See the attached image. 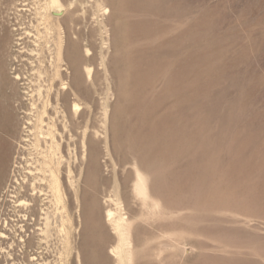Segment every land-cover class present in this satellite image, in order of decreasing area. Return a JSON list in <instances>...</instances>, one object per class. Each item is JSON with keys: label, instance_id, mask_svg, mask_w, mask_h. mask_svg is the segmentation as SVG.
<instances>
[{"label": "rangeland", "instance_id": "1", "mask_svg": "<svg viewBox=\"0 0 264 264\" xmlns=\"http://www.w3.org/2000/svg\"><path fill=\"white\" fill-rule=\"evenodd\" d=\"M52 1L0 0V264H120L109 196L130 216L124 264H264V0ZM41 118L78 180L32 217L19 201L49 154Z\"/></svg>", "mask_w": 264, "mask_h": 264}, {"label": "bare ground", "instance_id": "2", "mask_svg": "<svg viewBox=\"0 0 264 264\" xmlns=\"http://www.w3.org/2000/svg\"><path fill=\"white\" fill-rule=\"evenodd\" d=\"M52 3V4H51ZM49 4V8L50 11H53V12H56V8L59 9V6H60V0H53ZM45 8V9H46ZM63 12V11H62ZM57 13V12H56ZM59 13V12H58ZM46 15V14H45ZM46 17V16H45ZM48 26V25H47ZM20 27V26H19ZM18 27V28H19ZM13 29V28H12ZM49 29V28H48ZM53 29V28H52ZM15 31V30H14ZM19 31V30H17ZM13 32V31H12ZM19 33V32H18ZM46 33V32H45ZM16 34V33H14ZM13 34V35H14ZM20 34V33H19ZM48 34V33H47ZM20 36V35H19ZM18 36V37H19ZM48 36V35H47ZM10 37V36H9ZM16 37V35H15ZM41 37V36H39ZM51 37V36H50ZM5 36L3 38V41L5 40ZM17 39V38H16ZM52 42V41H51ZM61 42V41H60ZM14 43V42H13ZM15 43L17 44V41H15ZM64 43V42H63ZM57 44V43H56ZM47 45V44H46ZM52 45V44H51ZM50 47V45H49ZM18 48V47H17ZM52 49V48H51ZM61 49V48H60ZM63 49V48H62ZM59 50V49H58ZM57 50V51H58ZM34 51V50H33ZM52 51V50H51ZM54 51V50H53ZM87 52H91L90 49L88 48L86 50ZM55 52V51H54ZM62 52V51H61ZM58 53V52H57ZM61 56V55H59ZM64 56V55H63ZM56 57V56H55ZM60 59V58H59ZM62 59V58H61ZM56 60V59H55ZM54 60V61H55ZM57 61V60H56ZM64 61V60H63ZM62 61V62H63ZM61 62V61H60ZM61 62V63H62ZM55 63V62H54ZM59 64V63H58ZM62 65V64H61ZM59 66V65H58ZM57 68V67H56ZM60 70V69H59ZM85 73H86V76L88 78H91L92 77V74H93V67L92 66H87L85 67ZM39 72V71H38ZM57 72V71H56ZM59 72V71H58ZM62 72V71H61ZM60 74V73H58ZM62 75V74H61ZM57 76V75H55ZM59 77V76H58ZM63 77V76H62ZM14 78H15V81L13 82V85L15 86L16 84V80L19 78V75L17 73H15L14 75ZM62 80V79H61ZM13 81V80H12ZM33 82V81H32ZM54 82V81H53ZM36 83V81H35ZM45 83V81H44ZM4 82L2 81V78L0 76V119H6L9 123L12 122V119H13V114L10 112V110L8 111L9 108H6L4 107V101H9L8 100V96L5 94L3 88H4ZM6 84V83H5ZM35 85V84H34ZM52 85V84H51ZM62 85V84H61ZM50 85H48L49 87ZM31 87V86H30ZM65 87V86H64ZM37 88V86H36ZM50 88V87H49ZM52 88V86H51ZM60 88V87H59ZM62 88V87H61ZM60 88V89H61ZM27 89V88H26ZM30 89V88H29ZM59 89V90H60ZM70 89V88H69ZM24 90V88H23ZM48 90V89H47ZM51 90V89H50ZM54 90V89H53ZM64 90V89H63ZM28 91V90H27ZM32 92V91H31ZM48 92V91H47ZM64 93V92H63ZM62 93V94H63ZM22 94V93H21ZM30 94V93H29ZM60 93H58L59 95ZM45 95H46V92H45ZM76 95V94H75ZM39 96V95H38ZM51 96V95H50ZM28 97V96H27ZM32 97V95H31ZM48 97V96H47ZM20 98V97H19ZM61 98V96L59 97ZM31 99V98H30ZM51 99V98H49ZM44 100V99H43ZM58 100V99H57ZM56 100V101H57ZM61 101V100H60ZM48 102V98L46 100V103ZM51 101H49L50 103ZM55 102V101H54ZM37 103V102H36ZM63 103V102H62ZM48 104V103H47ZM57 104V103H56ZM61 104V103H60ZM39 105V104H38ZM44 105V103L42 104ZM49 105V104H48ZM64 105V104H62ZM47 107V106H46ZM57 107V105H56ZM38 108V107H37ZM49 108V107H48ZM55 108V107H54ZM64 108V107H63ZM18 109V108H17ZM39 109V108H38ZM52 109V108H51ZM44 110V109H43ZM55 110V109H54ZM21 111V110H18V112ZM38 111V110H36ZM41 111V110H39ZM65 111V110H64ZM81 111V104L80 103H74L73 106H72V112L74 114H77ZM55 112V111H54ZM20 113V112H19ZM24 113V112H23ZM22 113V114H23ZM41 113V112H40ZM39 113V114H40ZM56 113V112H55ZM58 113V112H57ZM65 113V112H64ZM31 114V113H30ZM44 114V113H43ZM26 115V114H25ZM24 115V116H25ZM34 115V114H33ZM46 115V114H45ZM63 115V114H62ZM17 115H15L14 117L16 118ZM39 116H37L38 118ZM42 117V116H41ZM45 117V116H44ZM48 117V116H47ZM56 117V116H55ZM65 117V116H64ZM76 117V115H75ZM26 118V117H25ZM22 119V118H21ZM55 119V118H54ZM54 119H53V122H54ZM57 120H59L60 118H56ZM62 119V118H61ZM66 119V117H65ZM68 119V118H67ZM32 120V118H31ZM63 120V119H62ZM61 120V121H62ZM49 121V120H48ZM65 121V120H64ZM67 121V120H66ZM65 121V123H66ZM36 122V121H35ZM45 121L41 118L40 120V124H39V129H38V132H37V140L38 142L34 143V147L36 149H38L39 147H41L40 145L41 144H38L39 142L43 141L45 142V144L48 146L47 150L45 151V153H49V154H46L45 155V159H43L44 157H42L43 161L41 162H38V165L36 166V170H37V173L35 175V178H33V181L31 182V186H30V191H31V194H30V198H23L19 201V204L22 208H25L27 210V212L30 213V215L33 217L34 216V213H33V209L35 207V205L38 203V201L40 200H50L52 201L53 204H55L56 206H59V205H62L63 208H66L67 207V203L65 201V195H66V190L70 191V190H76L77 189V180H78V173L75 172V170L72 168V165L70 164V162H72L71 160L69 161L62 153L60 150L61 149V146L59 144V142L55 141V139L53 138L52 139V135H50V132L49 131H53L55 130L56 128L53 129L52 125H50L53 129V130H50L47 131L43 128V123ZM63 122V121H62ZM69 122V121H68ZM50 123V122H49ZM55 123V122H54ZM64 122L62 123L65 124ZM24 124V123H23ZM38 124V122H37ZM70 124V123H69ZM68 124V125H69ZM56 125V124H55ZM67 125V126H68ZM25 126V125H23ZM71 126V125H70ZM27 127V126H26ZM35 127V126H34ZM38 127V126H37ZM65 128V127H64ZM63 128V129H64ZM70 129V128H69ZM67 129V130H69ZM29 130V129H27ZM35 130V129H33ZM57 130V129H56ZM65 130V129H64ZM65 130V132L67 131ZM23 131H25L24 127H23ZM37 131V130H36ZM59 132V131H58ZM57 133V132H56ZM69 133V132H68ZM35 134V133H34ZM52 134V133H51ZM54 134V133H53ZM59 134V133H58ZM61 135V133H60ZM72 135V134H71ZM70 135V137H71ZM85 135V134H84ZM98 135V134H97ZM28 136V135H27ZM96 136V135H95ZM21 137V136H20ZM54 137H57L54 135ZM69 137V138H70ZM86 137V136H85ZM51 138V143L49 144V140ZM61 138H62V135H61ZM64 138V136H63ZM74 138V137H73ZM34 139V138H33ZM57 139V138H56ZM84 139V138H83ZM16 140V139H15ZM62 140V139H61ZM66 140V139H65ZM64 140V141H65ZM72 140V138H71ZM23 141V140H22ZM83 141V140H82ZM26 142V141H25ZM28 142V141H27ZM67 142V141H66ZM87 142V141H86ZM68 143V142H67ZM83 143V142H82ZM29 144V143H28ZM33 144V142H32ZM69 144V143H68ZM67 144V146H68ZM72 144V143H71ZM63 145V144H62ZM26 146V145H24ZM83 146V145H82ZM85 146V145H84ZM83 146V147H84ZM73 147V146H72ZM30 148V147H29ZM28 148V149H29ZM68 148V147H67ZM43 148L41 147V150ZM75 149V148H74ZM84 149V148H83ZM82 149V150H83ZM86 149V147H85ZM30 150V149H29ZM37 151V150H36ZM39 151V150H38ZM37 151V152H38ZM71 152V151H70ZM75 152V151H74ZM84 152V151H83ZM106 152V151H105ZM30 153V152H29ZM34 153V152H33ZM39 153V152H38ZM79 153V152H78ZM32 154V153H31ZM30 154V155H31ZM76 154V153H75ZM89 155V154H88ZM39 156V154H38ZM42 156V155H41ZM70 156V155H69ZM78 156V155H76ZM84 155H83V158L84 159ZM31 158V157H30ZM72 159V157H69ZM75 158V157H74ZM76 159V158H75ZM28 160V159H27ZM29 162V161H28ZM85 161H83L84 163ZM74 163V162H72ZM17 164H19L18 161L15 162V166L16 168H14L15 172H19L20 169H19V166H17ZM76 166V165H75ZM84 168L81 167L80 169V172L81 170H83ZM25 171V170H24ZM27 171V170H26ZM134 173H135V180L133 182V192L136 194V196H138V198H143V199H147L148 197H150L151 195L148 194V191H149V188H148V180H149V174L147 175V173L142 170L137 164H135V168H134ZM83 174V172L81 173ZM3 176H6V173H3V171L0 172V178H3ZM81 180V178H80ZM79 180V181H80ZM19 182V178L18 177H15V183H18ZM80 185V184H78ZM81 190V188H80ZM79 190V191H80ZM78 191V190H77ZM79 193V192H78ZM77 194V193H76ZM75 194V196H77ZM79 195V194H78ZM80 196V195H79ZM114 196V195H113ZM78 198V197H77ZM110 199H105L104 200V204H106V208H105V219L106 221L108 222V224L111 226V229H112V232L117 234L119 240H118V243L115 245V246H112L111 248V255L120 263V264H124L125 262V256H124V247H123V243L124 241H126L127 237V231L129 230V226H128V223H129V220H130V216L127 215V214H123V215H118L119 212L117 210H115L114 208H112V206L109 204V201L111 202L112 197L109 196ZM82 200V199H81ZM93 200V199H92ZM97 200V199H96ZM95 200V202H96ZM12 201V200H11ZM79 201V200H78ZM101 201V200H100ZM115 201V200H114ZM10 202V201H9ZM80 202V201H79ZM98 202V201H97ZM123 202V201H122ZM12 203V202H11ZM101 203V202H100ZM99 203V204H100ZM103 203V202H102ZM51 204V203H50ZM118 204V203H117ZM80 205V203H79ZM83 205V204H82ZM90 205V203H89ZM85 206V205H84ZM98 206V205H97ZM53 208H55L53 206ZM58 209H60L59 207H57ZM80 208V213L82 214V211H81V207ZM78 208V209H79ZM86 208V207H85ZM118 208V207H117ZM77 209V210H78ZM50 210V209H49ZM52 210V208H51ZM50 210V211H51ZM72 210V208H71ZM119 210V209H118ZM54 211V210H53ZM61 211V210H60ZM122 211V210H121ZM46 214V218H45V229H42L41 228V231L44 233V235H46V237L48 236L49 234V228H51V220H52V216L50 215V213L48 211L44 212ZM61 213V212H60ZM85 213V212H84ZM21 214V213H20ZM58 214V213H56ZM78 214V213H77ZM62 215V214H60ZM27 216V215H25ZM43 216V215H42ZM63 217H61L60 220H62V218H64V215H62ZM32 217L30 220H32ZM79 218V216H78ZM58 219V221H59ZM81 220V219H80ZM132 220V219H131ZM56 221V220H55ZM64 221V219H63ZM66 221V219H65ZM61 222V221H60ZM133 222V221H132ZM56 223V222H54ZM140 223V222H139ZM40 225V224H39ZM84 225V224H83ZM74 226V225H72ZM53 228V227H52ZM75 228V227H73ZM95 228V227H94ZM132 229V228H131ZM22 230H24L22 228ZM62 230V227L61 229ZM100 230V229H99ZM138 230V229H137ZM33 232V231H32ZM76 232V231H75ZM131 232V231H130ZM42 233V234H43ZM67 233V232H66ZM95 233V232H94ZM97 233V232H96ZM58 234V233H57ZM63 234V232H62ZM62 234H60L62 236ZM65 234V233H64ZM52 235V234H51ZM87 235V234H86ZM58 236V235H57ZM66 236V235H65ZM64 236V237H65ZM72 236V235H71ZM95 236V235H94ZM2 237V236H1ZM45 237V239H46ZM50 237V236H49ZM68 237V236H67ZM96 237V236H95ZM6 238V237H5ZM17 238V237H16ZM53 238V237H52ZM22 239V237L20 238ZM26 239V238H25ZM43 239V237H42ZM64 239V238H63ZM62 239V240H63ZM48 240V238H47ZM50 240V239H49ZM67 240V239H66ZM70 240V239H69ZM97 240V239H96ZM20 241V240H19ZM26 241V244L28 245V242L29 240H25ZM128 241V240H127ZM49 244V243H48ZM68 244V243H67ZM131 245V244H130ZM91 247V246H90ZM133 248V247H132ZM64 249V248H63ZM62 249V250H63ZM95 251V250H94ZM135 248H133L132 250H130V254L131 256L135 253ZM143 251V250H142ZM146 252V251H145ZM144 253V252H143ZM145 254V253H144ZM66 258V257H65ZM89 260V259H88ZM97 260V258H96ZM145 260V259H144ZM143 260V261H144ZM37 261V260H36ZM56 264V263H55ZM62 264V263H61ZM80 264V263H79Z\"/></svg>", "mask_w": 264, "mask_h": 264}]
</instances>
